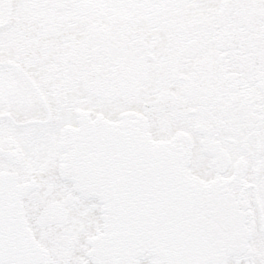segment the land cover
I'll use <instances>...</instances> for the list:
<instances>
[{
    "label": "snow or ice",
    "instance_id": "snow-or-ice-1",
    "mask_svg": "<svg viewBox=\"0 0 264 264\" xmlns=\"http://www.w3.org/2000/svg\"><path fill=\"white\" fill-rule=\"evenodd\" d=\"M0 264H264V0H0Z\"/></svg>",
    "mask_w": 264,
    "mask_h": 264
}]
</instances>
